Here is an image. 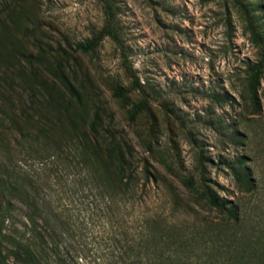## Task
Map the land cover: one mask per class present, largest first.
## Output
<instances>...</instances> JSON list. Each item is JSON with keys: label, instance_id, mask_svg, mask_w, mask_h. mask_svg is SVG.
I'll list each match as a JSON object with an SVG mask.
<instances>
[{"label": "rangeland", "instance_id": "obj_1", "mask_svg": "<svg viewBox=\"0 0 264 264\" xmlns=\"http://www.w3.org/2000/svg\"><path fill=\"white\" fill-rule=\"evenodd\" d=\"M111 1L121 47L105 37L95 51L81 54L71 53V48L101 29L103 0H19L9 11L3 8L9 0H0V109H9L3 99L9 94L21 92L28 103L29 84L23 79L46 73L45 64H56L58 57L77 75L75 84H85L79 105L88 120L92 100L96 105L106 102L129 137L132 168H150L162 176L144 187L140 180L129 198L127 217L163 219L170 230L186 236L220 231V215L195 204L186 193L181 179L192 177L238 206L245 221L240 233L253 239L262 236L264 73L256 106L245 70L259 60L249 28L254 23L264 34V0ZM250 1L253 6H244ZM58 44L66 54L58 56ZM30 52L32 63L22 56ZM116 85L126 88L127 95L113 97ZM141 98L149 109L129 121L126 111ZM5 123L0 121V128ZM7 135L1 134L5 139ZM14 137L0 139V164L21 173L24 181L30 178L46 209L70 218L74 235L68 242L78 251L77 264L100 263L106 235L116 226L113 216L104 217L106 199L86 180L83 168L89 167L73 149H44L28 138ZM238 158H245L255 183L252 191L237 187L230 168ZM185 204L191 212L182 209ZM23 210L16 205L18 225Z\"/></svg>", "mask_w": 264, "mask_h": 264}, {"label": "trees", "instance_id": "obj_2", "mask_svg": "<svg viewBox=\"0 0 264 264\" xmlns=\"http://www.w3.org/2000/svg\"><path fill=\"white\" fill-rule=\"evenodd\" d=\"M18 1L5 2L4 10H13ZM244 6L253 4L250 1ZM103 14L101 29L76 42L71 53L90 54L105 37L121 47L115 4L111 0H103ZM249 31L260 51L259 60L248 63L245 71L250 99L258 106V90L264 73V34L254 23H251ZM38 47L44 49L40 44ZM64 50L60 44L57 45L58 56L66 54ZM22 56L32 63L31 52ZM55 61L56 64H45L43 69L47 72L43 76L31 73L28 80L23 79L29 84L28 103L23 101L25 94L21 92L16 97L9 94L3 98L6 99L4 103L8 102L10 106L7 111L0 109V113L5 115H0L1 123L6 119L5 127L0 128V139H5L1 134L6 132V135L20 139L28 138L44 149L55 148L61 152L68 147L73 149L79 161L89 167L83 168L86 180L100 197L106 199L104 217L109 219L113 216L116 226L106 235L107 250L102 253L101 262L95 264H264V234L253 239L240 233L238 230L245 221L238 206L228 204L210 186L204 182L196 183L192 177L181 179L186 193L195 204L220 215L216 223L223 227L220 231L213 235L206 232L186 236L170 230L163 219L139 216L132 221L127 217L129 198L140 180L144 187L158 182L162 176L150 168H132L134 155L129 137L124 129L118 127L108 104L98 102L96 105L90 94L94 104L88 120L89 114L81 111L79 105L85 84L80 80L77 86L78 77L67 71V66L62 63L64 60L57 57ZM127 93V89L120 85L114 86L112 91L113 97L118 99ZM147 109L149 103L146 99L134 102L126 111L128 120L134 121ZM7 136L5 140H8ZM245 162V158H238L237 164L230 169L239 190L252 191L255 183ZM27 179L24 181L21 173L8 171L0 164V264H11L10 260L18 264H77L78 251L70 240L68 242V238L74 235L72 221L61 213H55L54 209H46L34 182ZM17 204L24 209V219L19 225L14 213ZM182 207L187 212L192 210L189 204ZM232 228L236 230L232 232Z\"/></svg>", "mask_w": 264, "mask_h": 264}]
</instances>
